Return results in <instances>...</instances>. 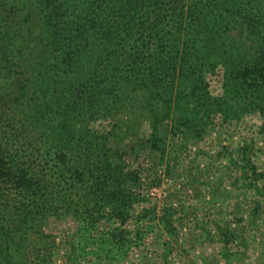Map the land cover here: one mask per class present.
<instances>
[{"label": "trees", "instance_id": "trees-1", "mask_svg": "<svg viewBox=\"0 0 264 264\" xmlns=\"http://www.w3.org/2000/svg\"><path fill=\"white\" fill-rule=\"evenodd\" d=\"M139 97L154 130L136 144L161 159L218 120L258 114L264 134V0H0V264H54L44 226L60 213L90 234L111 223L92 264L129 258L156 218L176 234L172 209L135 211L121 136L91 127Z\"/></svg>", "mask_w": 264, "mask_h": 264}, {"label": "rangeland", "instance_id": "rangeland-1", "mask_svg": "<svg viewBox=\"0 0 264 264\" xmlns=\"http://www.w3.org/2000/svg\"><path fill=\"white\" fill-rule=\"evenodd\" d=\"M140 105V97L135 98L133 104L92 121L91 127L99 134L114 129L121 136L116 146L127 150L126 162L138 169L146 199L135 205V211L145 207L161 216L170 208L174 211L171 224L178 229L172 235L171 231L162 230L156 218V225L151 222L155 231L118 264H264V215L255 224L248 222L253 202L259 199L264 205L255 190L264 186L260 116L248 114L238 120H218L203 138H185L184 150L166 152L161 159L147 145L136 144L154 130L152 120L141 114ZM252 166H256L259 175L252 173ZM235 216H242L247 222L238 223ZM110 224L101 219L90 234L71 215L49 217L44 226L49 235L45 243L51 249L54 264H92L100 249V234H105ZM128 228L134 226L128 223ZM232 232H238L237 236L227 242L226 237ZM164 239L171 241L173 247Z\"/></svg>", "mask_w": 264, "mask_h": 264}]
</instances>
